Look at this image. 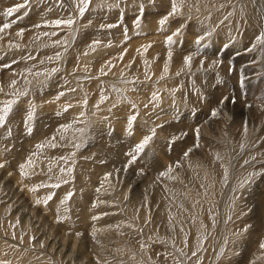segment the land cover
I'll list each match as a JSON object with an SVG mask.
<instances>
[{"label": "bare ground", "instance_id": "6f19581e", "mask_svg": "<svg viewBox=\"0 0 264 264\" xmlns=\"http://www.w3.org/2000/svg\"><path fill=\"white\" fill-rule=\"evenodd\" d=\"M79 3L0 0V107L18 101L0 128V264H264V45L247 51L264 32V0H185L164 25L171 0H91L82 17ZM197 127L200 147L184 159ZM152 128L134 171L120 168ZM176 161L175 179H157Z\"/></svg>", "mask_w": 264, "mask_h": 264}, {"label": "snow or ice", "instance_id": "6c2138e0", "mask_svg": "<svg viewBox=\"0 0 264 264\" xmlns=\"http://www.w3.org/2000/svg\"><path fill=\"white\" fill-rule=\"evenodd\" d=\"M151 2L154 4L155 0H151ZM90 3H91V0H80V3L77 5V7L79 8V14H80L81 17L88 11V7H89ZM184 3H185V0H171V8L168 11L167 15H165L160 20V24L164 25L168 21L169 17L175 16L177 14H182V8H183ZM23 6L24 5H16L14 8H9L7 10L6 14L11 16L14 12H18L20 10V8L23 7ZM140 11H141V13L143 12V5L140 6ZM74 22L75 21L73 19H71V18H69L68 20H64V21H62V20L55 21L56 25H60V24L72 25ZM38 26L39 25H37V27ZM4 27H9V25H5ZM107 27L108 28H112V27H116V25H111L110 24V25H107ZM137 27H139V20L137 21ZM183 27H184V25H181V28H183ZM180 31H181V29H177L176 32H174L172 35H169L166 38V43L169 45V47H171V45H173L175 43V41L173 39V36L179 35ZM211 35H212V32L209 31V32H207V33H205L203 35H200L196 39V41H195V44H196L195 53L185 57V62H186V64L189 67L191 66L193 55L199 54L201 52V50H202V47H208V45H206V44L202 45L201 42L204 41L206 39V37L211 36ZM97 43H99V42L95 41L94 44L93 45H89V47H93L94 48V45L97 44ZM257 45H264V32H262L256 38V43H254L250 48H248L247 51H249V52L253 51L257 47ZM228 46H229L228 44L224 45L225 48H227ZM149 47H150V45H149ZM171 56H172V53H171V51H169V53H168L169 60L171 59ZM29 58H31V57H29ZM57 58H59V55L57 56ZM49 59H51V57H49ZM13 63H16V61H13ZM215 63L216 62H214V64ZM3 67L8 68V67H11V65L4 64ZM52 71L55 72L57 70L53 69ZM165 71H167V65H165ZM36 75L39 76V75H42V73H36ZM26 83L30 84L31 81H26ZM241 83H243V81H241ZM15 84H16L15 80L11 81V85L12 86H14ZM2 90H3L2 87H0V91H2ZM19 95H21V96L27 95V92L20 93ZM62 95H64L63 92L59 93V96H62ZM59 96H57L56 98L58 99ZM154 96H155V94H154ZM224 99L227 100V97H225ZM17 102H18L17 100L12 99V100L7 101L4 104L3 107H0V128L5 126V124L7 122V119H8V116L12 112L13 106ZM85 103H86V101H85ZM221 104H223V101H221ZM145 107H147V105H145ZM133 108H135V105H133ZM65 111H67V109H65ZM34 113H35V107H33L32 110L29 111L28 114H27L26 127H27V131H28L29 134H31L32 131H33L30 122L34 119ZM218 114H219V109H214L211 112V116L212 117H216ZM137 116H138V112L135 115H131L129 117V119H128L126 132H127V135H129V136H132L134 134L133 133V127H134V122L137 120ZM162 126L163 125H159L158 127H162ZM69 127H71V125H67V124L62 125L61 129H58V131L66 130ZM79 131L81 132V134H83L84 130L80 129ZM200 132H201V129L199 127H197L194 130L196 142L193 144L192 147H190V148H188L187 150L184 151V153H183V158L184 159H187L190 156V154L195 149H198L200 147V143H199ZM246 132H247V127H245V133ZM10 134L11 133L9 132V135ZM182 135H187V133H182ZM155 136H156V128H152V129H150V134L145 135L140 142L134 144V146L130 149V151L126 153V155L130 157V160L128 161L129 165L135 163L136 160L140 157V155L145 152V149L148 147V145L154 139ZM61 139H63L62 135H61ZM177 139H179V137L173 136L171 138V140L169 141V144L175 143V141ZM55 140H56V136H52L51 139L47 141L48 145L51 146V147H56L57 145L54 143ZM81 146H82V144H76L75 145L76 148H80ZM44 147H45V143L44 142L39 143V144L36 145V149L38 151L42 150ZM241 147L243 148V145ZM35 155H37V152H33L32 155L27 158L26 163H23V164L19 165L20 173L22 175H24L25 177H27L29 175L27 169L34 167V161L32 159V156H35ZM73 155H75V153H73ZM215 155H216L217 159H221L222 160V157L220 156L219 153H216ZM248 163H249V161L246 160L245 164H248ZM180 166H181L180 161H176L174 164H169L164 170L159 172V174L157 176V179H159L160 177H166L168 179H175L176 177H174L172 175V173L174 172L176 167H180ZM4 167H5V164L4 163H0V169H2ZM49 171H51V168H49ZM61 171L63 172L64 169H61ZM67 171H68L69 174H71L73 172V169L72 168H68ZM107 175L110 176L111 173H109ZM254 175H255V173H250L249 176H247L243 180H241L240 183H239V187H243L246 183H248L251 180V178ZM224 179H225V181H227V179H228V169H227V167L224 169ZM63 182L64 183H68L67 180H65ZM45 186H47V185L34 186V187H32L30 189V191L35 193V192L38 191L39 187H45ZM60 186H61L60 183H56V184L51 185V187H53V188H59ZM54 195H55L54 193L49 195L47 197V199H45L43 201V203L46 205L48 200H51ZM72 195H73L72 192H68L67 195L64 198V201H62V203L67 201L68 199H70ZM41 202L42 201L39 200V199H37L35 201L36 204H40ZM93 219H96V217H93ZM229 219H230V217H229ZM260 247L264 248V243H262L260 245ZM221 252H223V248L221 249ZM193 255H195V252L193 253Z\"/></svg>", "mask_w": 264, "mask_h": 264}, {"label": "rangeland", "instance_id": "374dc122", "mask_svg": "<svg viewBox=\"0 0 264 264\" xmlns=\"http://www.w3.org/2000/svg\"><path fill=\"white\" fill-rule=\"evenodd\" d=\"M156 36H157V35H156ZM152 38H154V34H151V33H150V34H148L147 36H139V37H136L135 39H136V40L143 39V40H146V41H151ZM232 78H233V77H232ZM232 80L235 81L236 79L233 78ZM242 80H243V82H245V81H244V80H245L244 77L242 78ZM234 81H232V82L234 83ZM241 84H245V83H241ZM156 156L159 157L157 153H156ZM119 165H120V166H119ZM119 165H118V166H119L120 168L123 167L124 170H128V169L131 170V169H132V170L134 171V168H135V166H134L133 164L129 165L128 162H126V163H125V162H123V163H119ZM119 167H118V168H119ZM124 167H125V168H124Z\"/></svg>", "mask_w": 264, "mask_h": 264}]
</instances>
